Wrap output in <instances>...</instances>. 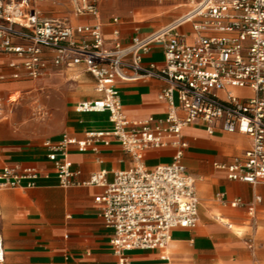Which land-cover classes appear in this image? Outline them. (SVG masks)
Listing matches in <instances>:
<instances>
[{
    "label": "built area",
    "instance_id": "1",
    "mask_svg": "<svg viewBox=\"0 0 264 264\" xmlns=\"http://www.w3.org/2000/svg\"><path fill=\"white\" fill-rule=\"evenodd\" d=\"M101 1L70 0L75 15L96 20L73 26L46 16L37 0H0V59H6L14 80L38 81L55 69L80 65L93 77L100 98L81 101L76 111L108 113L112 128L87 132L84 139L48 140L44 147L61 187L103 189L95 201L103 207L105 225L114 230L111 246L117 264H131L128 252L165 250L174 229L192 230L200 222L196 180L184 164L188 126L202 123L210 135L247 136L251 147L242 156L215 167L229 180L264 184V0H202L172 24L137 35L129 45H123L116 28L110 46L99 22ZM187 25L191 40L179 32ZM155 45L163 47V64H145ZM146 78L166 83L159 99L167 104V113L162 119L134 121L124 112L118 85ZM3 105L0 94V119ZM112 144L129 153L134 166L117 172L111 183L106 171L75 183L70 151L98 152L99 145ZM169 148L174 150L170 163L153 170L145 166L147 152ZM42 177L34 167L5 166L0 192L36 188ZM218 198L224 202L223 194ZM230 205L253 210L241 199ZM0 264H5L1 234Z\"/></svg>",
    "mask_w": 264,
    "mask_h": 264
},
{
    "label": "crops",
    "instance_id": "2",
    "mask_svg": "<svg viewBox=\"0 0 264 264\" xmlns=\"http://www.w3.org/2000/svg\"><path fill=\"white\" fill-rule=\"evenodd\" d=\"M61 1L37 0L36 5L46 16L68 20L73 26L96 22L92 17L75 15L70 0V12L64 16V7L58 4ZM99 8V22L109 46L116 28L120 30L123 45H129L137 35L158 30L143 20V6L132 8L129 3L103 0ZM114 18L119 19L118 24L112 22ZM181 34H187L191 40L192 27L191 32ZM143 61L163 64V47L155 45ZM4 70L13 72L5 58L0 59V72ZM55 76L68 78L74 86L58 131L47 137H28L17 131L18 119L3 113L0 119V169L34 167L43 174L36 188L0 192V234L5 241V264H117L111 246L114 230L105 225L103 207L95 201L103 189L84 185L61 187L54 163L48 160V150L44 147L48 140L56 143L65 136L84 139L87 132L110 130L109 114L76 111L81 101L100 98L95 81L84 66L58 68L38 81ZM28 82L32 80H17L12 84L17 88L16 94L20 93V85ZM118 86L120 101L129 119L165 118L168 106L159 99L165 82L146 78L121 82ZM14 107L8 105L10 114ZM184 136L188 142L184 164L196 180L200 222L192 230L174 229L165 250L128 252L130 263L264 264V184L229 180L225 172L215 167L242 156L251 147V140L240 134L210 135L202 123L188 126ZM173 155L172 148L152 150L145 154L144 164L153 170L170 163ZM69 160L76 174L75 183L86 182L100 171H106L107 181L111 183L117 172L135 164L133 157L118 144L99 145L98 152L72 150ZM220 194L224 195V202L218 198ZM237 199L253 206L252 212L248 207H232L230 203Z\"/></svg>",
    "mask_w": 264,
    "mask_h": 264
},
{
    "label": "rangeland",
    "instance_id": "3",
    "mask_svg": "<svg viewBox=\"0 0 264 264\" xmlns=\"http://www.w3.org/2000/svg\"><path fill=\"white\" fill-rule=\"evenodd\" d=\"M131 4L132 8L143 6V20L155 29H161L175 22L181 15L190 9L192 3L200 0H118ZM64 7L63 15L70 12L68 0L58 3ZM180 33L191 32V25L179 30ZM11 71L0 72V94L3 96V114L6 117L18 119L17 131L28 137L50 136L61 127V116L68 102L69 95L74 86L68 78L55 76L42 81H32L20 85V93L12 84L17 80L12 79ZM5 88V89H4ZM10 101L13 103L9 102ZM19 98L16 102H14ZM8 105L15 106L10 114ZM9 119V118H8Z\"/></svg>",
    "mask_w": 264,
    "mask_h": 264
}]
</instances>
